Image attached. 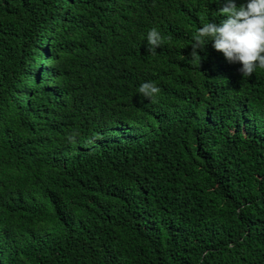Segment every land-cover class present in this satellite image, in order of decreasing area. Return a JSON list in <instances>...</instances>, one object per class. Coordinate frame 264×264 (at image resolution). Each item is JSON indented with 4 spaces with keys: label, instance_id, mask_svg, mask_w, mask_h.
Masks as SVG:
<instances>
[{
    "label": "trees",
    "instance_id": "1",
    "mask_svg": "<svg viewBox=\"0 0 264 264\" xmlns=\"http://www.w3.org/2000/svg\"><path fill=\"white\" fill-rule=\"evenodd\" d=\"M227 2L0 0V264H264V68L191 56Z\"/></svg>",
    "mask_w": 264,
    "mask_h": 264
},
{
    "label": "clouds",
    "instance_id": "2",
    "mask_svg": "<svg viewBox=\"0 0 264 264\" xmlns=\"http://www.w3.org/2000/svg\"><path fill=\"white\" fill-rule=\"evenodd\" d=\"M220 12L226 19L219 25L208 22L198 29L191 44V56L199 57L197 49L203 50L211 40L214 49L228 62L242 65L243 77H250L257 66L264 68V0H247L240 7L228 0ZM147 41L153 50L160 46L162 37L156 28L148 32ZM159 92L160 88L152 82L139 87V93L145 98L154 97Z\"/></svg>",
    "mask_w": 264,
    "mask_h": 264
}]
</instances>
